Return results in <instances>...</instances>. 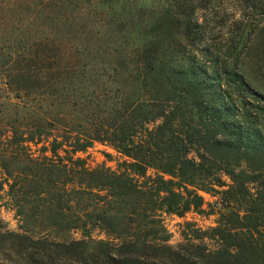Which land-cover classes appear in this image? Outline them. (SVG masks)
<instances>
[{"label": "trees", "instance_id": "1", "mask_svg": "<svg viewBox=\"0 0 264 264\" xmlns=\"http://www.w3.org/2000/svg\"><path fill=\"white\" fill-rule=\"evenodd\" d=\"M3 197L0 264H264V0H0Z\"/></svg>", "mask_w": 264, "mask_h": 264}, {"label": "rangeland", "instance_id": "2", "mask_svg": "<svg viewBox=\"0 0 264 264\" xmlns=\"http://www.w3.org/2000/svg\"><path fill=\"white\" fill-rule=\"evenodd\" d=\"M153 2L155 0H152ZM237 16V15H236ZM227 30H223L222 34ZM110 155L111 158H107L106 155ZM79 156L86 161L89 167L105 166L111 169L117 167V163L122 160L112 149L101 144H94L86 152L79 154ZM227 181V180H226ZM206 204L212 203L214 198L207 194H202ZM0 199V225L6 230L17 231L18 223L14 217V213L4 207L3 200ZM216 211L207 206H204L202 213H188L183 218H178L174 215L162 214L163 224L168 234L170 235L169 244L176 246L182 241V231L186 223H191L195 227L200 229H208L215 225Z\"/></svg>", "mask_w": 264, "mask_h": 264}]
</instances>
